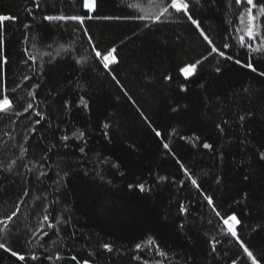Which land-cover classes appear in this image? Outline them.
Here are the masks:
<instances>
[{"label": "trees", "instance_id": "obj_1", "mask_svg": "<svg viewBox=\"0 0 264 264\" xmlns=\"http://www.w3.org/2000/svg\"><path fill=\"white\" fill-rule=\"evenodd\" d=\"M38 3L0 0L17 18L0 28V95L14 103L0 113V220L17 213L0 243L25 256L0 249V264H251L221 219L233 213L264 264V77L234 63L264 70L252 51L264 16L254 9L259 36L241 47L248 20L234 0H191L200 28L171 9L153 23L149 0H98L93 15L110 19L84 26L99 50L117 49L108 72L78 22L43 19L87 15L82 0Z\"/></svg>", "mask_w": 264, "mask_h": 264}, {"label": "snow or ice", "instance_id": "obj_2", "mask_svg": "<svg viewBox=\"0 0 264 264\" xmlns=\"http://www.w3.org/2000/svg\"><path fill=\"white\" fill-rule=\"evenodd\" d=\"M36 5L39 6L38 0H35ZM149 2L153 5L156 6L157 4H159V9H158V13L152 17H149L150 19H152L153 23H157L160 21V18L165 16L167 13H169V10L171 9L172 11H174L175 13L178 14H183L185 16H187V18L191 21V23L193 25H195L197 28H200V23L193 19V17L191 15H189V10H190V2L191 0H149ZM199 2V0H197V3ZM235 5L242 7L243 11L240 12V19L243 22V19L245 16H247V20H248V24H247V28L245 31L244 35L239 36V42H240V46L241 47H245V46H249L247 45V42L245 40V36L247 37V41H254L258 36L259 33H257L255 31V26H256V21H257V15H254V9L258 10V14L260 16H264V4L260 3V0H234ZM82 5L83 8L86 10V14L87 15H72V16H65V15H45L43 17V19L45 21H75L78 22L82 27H84V35L88 37V42L89 44L93 45V52L95 53V58L97 60L102 61L103 64V68L105 71L111 72L114 71L113 68H111V65H115L118 63L117 57L116 55H114V53L117 52V49L115 48H110L108 50H106L105 52H102L101 50H99L95 44L94 41L91 37V35L89 34L87 27L84 26V21L85 19L88 20H93V19H103V20H108L110 19V17L108 16H99V15H93L94 13H96L97 9H98V0H82ZM139 19L143 20L145 19L144 16H139ZM17 18L15 16H10V15H3L0 14V28L5 26V22L7 21H15ZM25 28H28V25L24 26ZM200 35L204 38L205 41H207L210 45L213 43L212 40L205 35L204 31H200ZM3 45V40L2 38H0V47H2ZM229 47V45L226 43L224 44V48L227 49ZM253 52H261L262 54H264V40H261L260 42V47L259 48H255L252 49ZM213 53L217 54L218 56H221L225 59V61H231L233 60V57L231 55H227L225 56V53L223 51H220L218 48H216L215 46H213L211 48V51L208 53L209 56H211ZM31 59H35L30 57ZM208 57L205 56L204 59L206 60ZM6 63V61H5ZM77 63H79V61H77ZM202 61L201 60H197L195 63L185 66L183 68H181V74L184 76L185 79H188L189 77L194 75V71L197 68V65L201 64ZM234 63L239 65L242 68H246L248 70H250L252 73H254L256 76L258 77H264V70H260L257 67L254 66V62L253 61H248L246 63H241V61L239 59H235ZM217 72H220V68H216ZM27 79V78H25ZM113 79H115V77H113ZM166 79H169V77H166ZM17 87H19V85H17ZM13 91H15V89H13ZM181 91H185V89L182 87ZM28 96L32 97L33 99H35L34 96V92L33 91H29L28 92ZM14 106V103L12 100L9 99V97L7 95H0V113H6L9 109H12ZM33 104L32 103H28L27 106L23 109L24 112H29L30 109H32ZM86 107V105H85ZM173 111H176V109L174 108ZM19 114V113H18ZM41 119H43V117H41ZM244 117H241V120H243ZM109 125L105 124L104 128H108ZM75 135V133H74ZM80 136H83V133H79ZM105 135H107V133H105ZM155 135L157 137L161 136V133L159 131L155 132ZM63 140H67L68 137L64 136L62 137ZM163 147L165 149L169 148V145L167 143H165L163 145ZM203 147L205 149H209L212 146L208 143H204ZM26 151V149H22V152ZM81 151H83V149H81ZM261 160H264V152L260 153V157ZM13 163H15V161H13ZM179 163V161H178ZM181 167H183V165H181ZM185 174L187 175L188 172L185 169ZM191 179V177H189ZM163 179V177L161 178ZM245 179H247V177H245ZM192 184L197 186V188H199V185L197 184L196 180H191ZM217 183H219V180L217 181ZM136 188H138L141 192L144 191V185L143 184H138L135 186ZM133 185H129V189H132ZM27 194V193H25ZM205 199L207 200L208 204L212 207V210L216 212L217 216H220V213L216 210L215 205H214V201L212 197L209 196H205ZM19 206L17 205V210H18ZM186 209L181 206V212H185ZM16 212H12L11 215L7 216L5 219L0 220V224H3L5 226L8 225V222L12 221L13 217L16 216ZM44 222L48 221V216H44ZM221 219L223 220L224 225L227 226V234H230L233 238L236 239V242L239 243L240 247L243 249L244 253L247 255L248 260L251 262V264H261V261L257 259L256 256L253 255L252 251L249 250L248 247L245 246L244 242H242L238 236L237 233V227L240 225L241 221L240 219L237 217V215L235 213L229 215L227 218L221 217ZM48 227L51 228L52 225L48 224ZM44 235H47V233H44ZM41 239H43V236L41 237ZM149 243H151V241H149ZM104 248L106 251H111V246L105 244ZM140 248V245H137V249ZM0 249H3L5 252H11V255L13 257H16L18 260L20 261H24L25 260V256L18 254L15 251H11V249L9 247H7L4 243H0ZM213 251H215V247L213 246ZM160 255H164V253H159ZM57 259H59L60 257L57 256ZM32 259H37V257L33 256ZM73 260H76V257L73 256L72 257ZM85 264H87V261H85ZM233 264H237V262L234 260Z\"/></svg>", "mask_w": 264, "mask_h": 264}]
</instances>
